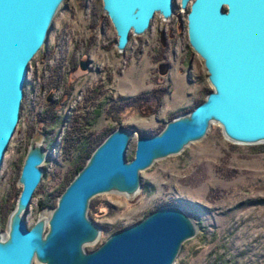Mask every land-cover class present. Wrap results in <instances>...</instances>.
I'll use <instances>...</instances> for the list:
<instances>
[{"label":"rangeland","instance_id":"1","mask_svg":"<svg viewBox=\"0 0 264 264\" xmlns=\"http://www.w3.org/2000/svg\"><path fill=\"white\" fill-rule=\"evenodd\" d=\"M116 40L102 0H65L47 42L30 63L21 118L1 167L2 232L17 203L22 188L18 178L35 134H43L42 145L50 155L25 214L29 227L43 210L57 205L73 174L77 151L63 149L73 121L79 125L82 115L100 109L88 130L100 139L108 128L119 125L108 111L113 103L166 88L161 101L152 99L117 114L133 131L127 149L131 158L141 131H160L212 89L203 59L189 44L187 10L181 9L180 0H175L171 19L156 14L148 31L131 34L124 51L118 50ZM88 59L91 66L82 69L80 62ZM49 102L59 104L60 122L52 129L40 120ZM169 201L181 203L199 225L174 264H264V143H235L219 123H212L203 139L142 171L136 196L94 197L89 216L102 231L98 241L85 248H97L122 226L140 221Z\"/></svg>","mask_w":264,"mask_h":264},{"label":"water","instance_id":"2","mask_svg":"<svg viewBox=\"0 0 264 264\" xmlns=\"http://www.w3.org/2000/svg\"><path fill=\"white\" fill-rule=\"evenodd\" d=\"M65 0H0V171L17 130L31 61L49 38ZM103 10L124 51L131 34L148 31L156 14L169 20L175 0H102ZM187 10L189 44L203 59L212 86L194 108L168 120L155 134L140 133L135 153L127 149L133 131L120 125L93 150L85 165L28 226V212L49 157L43 134L33 136L18 183L22 186L0 231V264H174L199 225L181 205L165 204L140 221L112 233L93 250L101 227L89 216L94 197L136 196L141 172L157 160L180 154L219 123L235 143H264V0H180ZM86 69L88 62H82ZM49 212V216L42 215Z\"/></svg>","mask_w":264,"mask_h":264},{"label":"trees","instance_id":"3","mask_svg":"<svg viewBox=\"0 0 264 264\" xmlns=\"http://www.w3.org/2000/svg\"><path fill=\"white\" fill-rule=\"evenodd\" d=\"M56 87H58V85H56L55 88ZM164 94H165L164 91L158 93L157 97H158L159 101L162 100ZM150 97H153V96L148 94L147 92H141L131 99H127L123 102L116 103V104L113 103L110 106L108 111L113 115V117H115V120L119 124L118 126H120L123 124L121 123V119L119 118V116H117V114L119 112H121L122 110H124L125 108L130 107V106L136 107L140 103L149 99ZM203 100L204 99L198 101L196 103V105L199 104L200 102H202ZM196 105H194V107ZM58 108H59V104L57 102H49L47 109L40 115V120L45 122L46 128L50 127L52 129L56 125L59 124L60 115H59V109ZM187 111H189V110H187ZM100 114H101L100 109H96V110L92 111V115H88V114L82 115L83 119L80 121L79 125L77 124V121H73L72 125L69 128V131L65 135L64 143H63L64 151L66 152L68 150H73V149L77 151L76 156L74 158L73 174L71 177L68 178V180H67L68 184L74 178V176L77 174V172L85 165L88 157L91 155L93 150L105 139V137L110 132H112L114 129H116L118 127V126H115V127L108 128L106 133L104 134V136L100 139L97 136H94L91 133H88L89 127L100 116ZM175 116L176 115H174V117ZM164 126H165V124H164ZM157 132H159V130L158 131H141L140 133L155 134ZM165 204H178V205L182 206V204L177 202V201H169V202L163 203L162 205H165ZM124 227H126V226H122L120 229H122ZM2 228L3 227L0 226V230H2Z\"/></svg>","mask_w":264,"mask_h":264},{"label":"flooded vegetation","instance_id":"4","mask_svg":"<svg viewBox=\"0 0 264 264\" xmlns=\"http://www.w3.org/2000/svg\"><path fill=\"white\" fill-rule=\"evenodd\" d=\"M88 62V66L86 67V69H88L90 66H91V61L88 59V60H82L81 62H80V66H81V64H82V62ZM81 68H82V66H81ZM83 69V68H82ZM190 78L188 77L187 78V80L191 83V79L189 80ZM188 82V83H189ZM165 92V94L167 93V89L166 88H164V87H160V88H154V89H152L151 91H142V92H147L148 94H150V95H152L153 97H150L149 99H147L146 101H144L143 103H148L149 101H151L152 99H154V100H156V101H159L158 100V93L159 92ZM141 93V92H140ZM139 94V93H138ZM136 96V95H135ZM134 97V96H133ZM132 97V98H133ZM127 99H129V98H127ZM127 99H124V101L125 100H127ZM121 102H123V101H121ZM45 206L44 205H42V208H44ZM120 230V229H119ZM1 231V230H0ZM118 231V230H117Z\"/></svg>","mask_w":264,"mask_h":264},{"label":"bare ground","instance_id":"5","mask_svg":"<svg viewBox=\"0 0 264 264\" xmlns=\"http://www.w3.org/2000/svg\"><path fill=\"white\" fill-rule=\"evenodd\" d=\"M42 215H44L45 217H48L49 216V212L47 211V212L43 213Z\"/></svg>","mask_w":264,"mask_h":264}]
</instances>
